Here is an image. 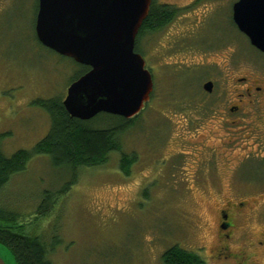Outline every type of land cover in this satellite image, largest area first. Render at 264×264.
Returning <instances> with one entry per match:
<instances>
[{
    "label": "rangeland",
    "instance_id": "obj_1",
    "mask_svg": "<svg viewBox=\"0 0 264 264\" xmlns=\"http://www.w3.org/2000/svg\"><path fill=\"white\" fill-rule=\"evenodd\" d=\"M156 1L184 12L141 41L143 55L139 54L153 76L154 92L138 121L121 137L123 152L136 159L130 176L121 172V154L116 152L105 165L84 168L76 183L70 171L55 169L49 157H36L0 194V205L21 218L25 234L44 240L53 264H163L164 253L173 247L216 264L212 255L217 212L233 180L222 179L224 195H204L192 182L193 172L189 176L187 170L200 161L199 144L208 143L204 140L215 129L213 123L223 121L205 115L203 107H214L218 101L228 107L235 96L233 80L245 75L253 66L251 58L259 55L249 51L243 40L245 53H237L234 40H225L236 38V31L228 20L211 16L210 6L188 11L192 0ZM38 8L39 0H0V138L8 158L19 151H33L49 135L50 116L35 103L65 100L80 73L72 59L39 43ZM208 81L216 85L209 99L204 91ZM256 116L227 117L220 133L225 138L242 134L245 128L250 130L246 126ZM237 120L240 124L234 128L231 123ZM201 123L204 130L198 128ZM249 134L238 141L240 156L252 151ZM211 139L218 143L215 135ZM180 152L193 153L194 158L179 156ZM252 165L242 169L243 179L259 176L258 170L251 173ZM67 187L68 193L57 194ZM46 192L58 200L47 215L38 218ZM232 200L248 202L254 211L251 223H241L251 235L234 250L245 247L250 238L257 246L251 252L253 260L264 264V246H259L264 243V195ZM0 257L6 264H17L1 243Z\"/></svg>",
    "mask_w": 264,
    "mask_h": 264
},
{
    "label": "water",
    "instance_id": "obj_2",
    "mask_svg": "<svg viewBox=\"0 0 264 264\" xmlns=\"http://www.w3.org/2000/svg\"><path fill=\"white\" fill-rule=\"evenodd\" d=\"M154 0H39L36 34L58 55L91 70L72 83L63 104L74 119L100 114L131 120L151 100L154 81L137 38ZM235 20L264 51V0H243ZM212 92L213 84L205 86ZM0 264H6L0 257Z\"/></svg>",
    "mask_w": 264,
    "mask_h": 264
},
{
    "label": "flooded vegetation",
    "instance_id": "obj_3",
    "mask_svg": "<svg viewBox=\"0 0 264 264\" xmlns=\"http://www.w3.org/2000/svg\"><path fill=\"white\" fill-rule=\"evenodd\" d=\"M217 1L219 0H192L187 9L190 11L202 5L210 6L212 9L211 16L214 14L215 17L221 21L228 20L237 33L236 38H222L228 42L234 40L233 42H235L237 53L240 52L241 54L245 52H242V46L240 43L242 40L245 41L249 46V51L259 55V57L251 58L253 66L245 75L233 80L231 93L235 94V96L232 98L228 107L226 104L223 105L222 102L219 103V101L214 107H203L205 115H215L219 120H223L218 124L213 123L215 129L214 127L210 129V136L213 137L215 135L218 143L216 144L208 133L209 137L207 140L203 139L208 143L201 142L199 144L200 149L197 150L199 152L200 161L198 164L190 166L187 173H189L190 176L191 170V172H193L191 175V179L193 180L192 182L196 183L195 185L198 186L202 194L210 196H222L225 194L222 185L223 178L230 177V179L233 180L228 189L229 194L227 196H225L226 194L223 196L225 201L222 203L217 212V237L212 257L213 260L216 261V264H256L255 260H253L255 256H252L251 252L256 249L257 246L255 241L252 239L250 240L249 238V240L246 241L247 243L245 247H242L238 251L234 250L235 245L238 242L251 235L249 231L243 229L241 223L243 221L251 223L254 211L252 207L249 206L248 202H237L232 199L264 195V117L261 116L264 115V51L255 47L250 38L243 33L236 24L235 6L243 0H223L221 4L216 5L215 3H217ZM158 4L170 6L174 11H176V16L172 23L179 18V15H181L182 12H184L183 9L174 5ZM213 4L215 8H213ZM207 83L213 84L212 92H207L204 87V91L207 93V97L209 99L215 95L216 85L213 81H208ZM149 103L146 104L145 108L149 105ZM251 115H259V117L256 116L257 119L253 122V124L250 123V125L246 126L250 127L251 131L249 129V131H246L245 128L242 134H231L226 138L222 135V133H220L222 129L226 128L224 121L225 118L230 117L236 120L243 117L249 118ZM243 123H245V121H243ZM243 123L241 125H243ZM231 124L235 128L236 125L239 126L240 123L237 120V122H232ZM232 125L231 128H233ZM204 126V123H201L198 128L204 130ZM245 131L250 132L248 138L251 139L253 143L248 146L252 147V151L240 156L236 149L240 146L238 141L241 137L242 140L245 139L243 136V134L246 133ZM227 138L229 139L228 142L225 140ZM180 153L181 154L179 156L194 158L193 153H187V155L184 152ZM189 163L190 160H187V166ZM248 163L253 164L249 168L251 173L253 172V174H255V171L258 170L259 176L255 178L251 175L245 180L241 176L242 169ZM184 172L186 171L184 170ZM187 184L185 183V185ZM187 190L191 192L192 187H187ZM247 207L250 208L246 210ZM259 246L263 247L264 243L260 242Z\"/></svg>",
    "mask_w": 264,
    "mask_h": 264
},
{
    "label": "trees",
    "instance_id": "obj_4",
    "mask_svg": "<svg viewBox=\"0 0 264 264\" xmlns=\"http://www.w3.org/2000/svg\"><path fill=\"white\" fill-rule=\"evenodd\" d=\"M175 16L176 11L170 6L159 5L154 0L149 16L138 35L136 51L143 55L142 39L163 30L172 23ZM73 63L80 73L72 83L90 71L89 67L79 65L74 60ZM63 102L62 99V101L35 103L48 112L51 130L33 151H19L8 158L1 150L2 138H0V194L14 176L26 171L28 164L36 157H49L55 169L70 171L74 177L72 182L76 183L84 168L103 166L108 162L110 154L116 152L121 154V172L125 176H130L136 159L123 152L121 137L134 126L140 115L127 120L118 116L100 114L91 121H81L70 116ZM70 190L67 187L57 194H66ZM44 197L36 215L38 218L47 215L58 200L56 195L49 192H46ZM24 229L21 218L6 211L0 205V243L12 252L17 264H53L48 259L49 251L44 240L35 235L25 234ZM163 264H206V262L195 253L173 247L164 253Z\"/></svg>",
    "mask_w": 264,
    "mask_h": 264
}]
</instances>
